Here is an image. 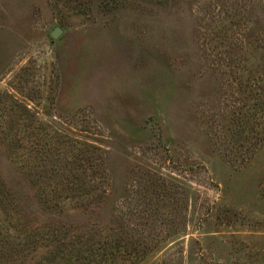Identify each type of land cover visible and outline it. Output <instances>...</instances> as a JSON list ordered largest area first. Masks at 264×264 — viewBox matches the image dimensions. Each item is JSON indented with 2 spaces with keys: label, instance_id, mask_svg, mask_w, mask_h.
Masks as SVG:
<instances>
[{
  "label": "rangeland",
  "instance_id": "obj_1",
  "mask_svg": "<svg viewBox=\"0 0 264 264\" xmlns=\"http://www.w3.org/2000/svg\"><path fill=\"white\" fill-rule=\"evenodd\" d=\"M106 242L264 264V0H0V264Z\"/></svg>",
  "mask_w": 264,
  "mask_h": 264
},
{
  "label": "trees",
  "instance_id": "obj_2",
  "mask_svg": "<svg viewBox=\"0 0 264 264\" xmlns=\"http://www.w3.org/2000/svg\"><path fill=\"white\" fill-rule=\"evenodd\" d=\"M117 249V247L113 246L111 243H99L96 250V253L93 257H96L98 263L97 264H106L110 260V256H112V260L114 259L113 250ZM58 251H54V254H52V257L45 258L43 262H39L38 264H56L60 260L66 261L67 259L62 256H58ZM80 254L78 253V256ZM90 259V258H88ZM111 260V262H112ZM81 264V261L80 263ZM89 264H93L92 260L90 259Z\"/></svg>",
  "mask_w": 264,
  "mask_h": 264
},
{
  "label": "water",
  "instance_id": "obj_3",
  "mask_svg": "<svg viewBox=\"0 0 264 264\" xmlns=\"http://www.w3.org/2000/svg\"><path fill=\"white\" fill-rule=\"evenodd\" d=\"M60 35V30L59 29H54L51 33V38L53 40H56L58 38V36Z\"/></svg>",
  "mask_w": 264,
  "mask_h": 264
}]
</instances>
